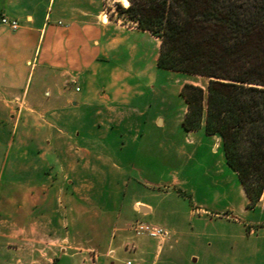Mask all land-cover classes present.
Segmentation results:
<instances>
[{
  "label": "crops",
  "instance_id": "obj_1",
  "mask_svg": "<svg viewBox=\"0 0 264 264\" xmlns=\"http://www.w3.org/2000/svg\"><path fill=\"white\" fill-rule=\"evenodd\" d=\"M102 11L103 0H0V245L14 244L18 264H56L59 253L114 264L112 249L71 246L70 228L99 205L93 134L104 122L136 125L130 77L161 69L160 39Z\"/></svg>",
  "mask_w": 264,
  "mask_h": 264
},
{
  "label": "rangeland",
  "instance_id": "obj_2",
  "mask_svg": "<svg viewBox=\"0 0 264 264\" xmlns=\"http://www.w3.org/2000/svg\"><path fill=\"white\" fill-rule=\"evenodd\" d=\"M104 4L110 19L136 24L120 11L127 7L121 0H103V9ZM130 80L138 94L130 109L141 115L136 125L104 122L94 132L101 155L96 166L104 177L93 179L99 205L96 212L84 206L82 226L70 228L76 242L71 246L112 249L114 264H264V194L250 206L219 135L206 134L203 125L194 132L181 125L186 110L181 86L206 88L207 78L158 69ZM134 199L152 211L141 214L131 206ZM136 220L167 231L166 239L136 235L131 229ZM11 247L0 245V264H18ZM62 255L56 264H78V255ZM92 262L110 264L105 257Z\"/></svg>",
  "mask_w": 264,
  "mask_h": 264
},
{
  "label": "trees",
  "instance_id": "obj_3",
  "mask_svg": "<svg viewBox=\"0 0 264 264\" xmlns=\"http://www.w3.org/2000/svg\"><path fill=\"white\" fill-rule=\"evenodd\" d=\"M128 1L120 11L160 39L159 68L207 78L206 88L181 86V125L219 135L255 206L264 194V0Z\"/></svg>",
  "mask_w": 264,
  "mask_h": 264
},
{
  "label": "built area",
  "instance_id": "obj_4",
  "mask_svg": "<svg viewBox=\"0 0 264 264\" xmlns=\"http://www.w3.org/2000/svg\"><path fill=\"white\" fill-rule=\"evenodd\" d=\"M107 8L105 7L104 4V9L102 11L101 14H103L105 16V21H108L110 19V15H108L106 13ZM101 22L102 19H100ZM1 22L3 24L8 25L11 28H17L18 27V23L15 20H10L6 17H2L1 18ZM73 83H75V79L72 80ZM76 89L78 90V87H76ZM131 229L133 230V232L136 235H148L152 238H156L160 241H162L166 236H167V232L165 230H163L162 228H157V227H153L143 221H135L132 225H131ZM125 264H138L135 261H131V260H127L125 262Z\"/></svg>",
  "mask_w": 264,
  "mask_h": 264
},
{
  "label": "bare ground",
  "instance_id": "obj_5",
  "mask_svg": "<svg viewBox=\"0 0 264 264\" xmlns=\"http://www.w3.org/2000/svg\"><path fill=\"white\" fill-rule=\"evenodd\" d=\"M124 5H128L129 1L128 0H123ZM104 17V16H103ZM105 19V18H104Z\"/></svg>",
  "mask_w": 264,
  "mask_h": 264
}]
</instances>
